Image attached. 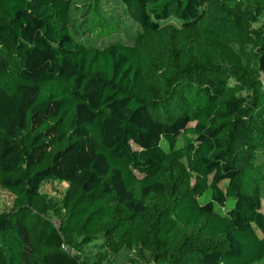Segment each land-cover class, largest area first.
Segmentation results:
<instances>
[{
	"label": "trees",
	"instance_id": "trees-1",
	"mask_svg": "<svg viewBox=\"0 0 264 264\" xmlns=\"http://www.w3.org/2000/svg\"><path fill=\"white\" fill-rule=\"evenodd\" d=\"M111 1L131 42L85 43L106 28L74 0H0V264H101L100 235L140 264H264V0Z\"/></svg>",
	"mask_w": 264,
	"mask_h": 264
},
{
	"label": "rangeland",
	"instance_id": "rangeland-1",
	"mask_svg": "<svg viewBox=\"0 0 264 264\" xmlns=\"http://www.w3.org/2000/svg\"><path fill=\"white\" fill-rule=\"evenodd\" d=\"M88 0H74V10L76 16V23L78 24L83 18H93L96 24L100 27H105L106 31H112L109 25L116 23L119 26L118 30L113 33L99 30L98 34H88L85 32L83 41L88 44L96 46H104L108 43L121 40L123 42H131L133 35H137L141 31V27L138 23L134 22L131 18H121L118 10L115 8L114 3L111 0H101L91 3L92 11L88 15ZM87 10V11H86ZM108 25V26H107ZM105 30V29H103ZM200 99H194L193 104H197ZM256 160L258 163L264 164V148H261L256 153ZM67 183L59 180H49L44 182L42 191L53 200L54 207L50 210L45 217L48 224L46 227V240L50 243L61 244L67 247V239L60 233V225L63 219L62 211V199L67 192ZM14 194L3 188L0 185V210H6L12 208L14 204ZM263 210H264V198H263ZM83 254L87 258H98L102 256L101 264H140L135 263V250L120 248L118 246V239L115 237H106L100 235L97 238L91 240L80 239Z\"/></svg>",
	"mask_w": 264,
	"mask_h": 264
}]
</instances>
